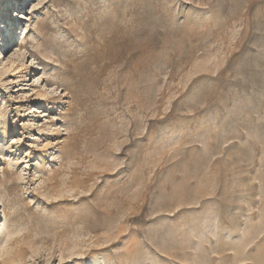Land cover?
<instances>
[{
	"label": "rangeland",
	"instance_id": "1",
	"mask_svg": "<svg viewBox=\"0 0 264 264\" xmlns=\"http://www.w3.org/2000/svg\"><path fill=\"white\" fill-rule=\"evenodd\" d=\"M10 260L264 264V0H0Z\"/></svg>",
	"mask_w": 264,
	"mask_h": 264
},
{
	"label": "bare ground",
	"instance_id": "2",
	"mask_svg": "<svg viewBox=\"0 0 264 264\" xmlns=\"http://www.w3.org/2000/svg\"><path fill=\"white\" fill-rule=\"evenodd\" d=\"M88 48V47H87ZM92 51V50H91ZM104 52V51H103ZM107 52V51H106ZM91 53V52H90ZM102 53V52H101ZM93 54V53H92ZM91 55V54H90ZM96 55V54H95ZM99 55V54H98ZM82 56V55H81ZM86 56V55H85ZM92 57V56H91ZM92 59V58H91ZM93 59H95L94 57H93ZM98 59V58H97ZM69 60V59H68ZM85 60V59H84ZM83 60V61H84ZM89 60V59H88ZM82 61V60H81ZM80 61V62H81ZM85 61H87V59L85 60ZM94 61V60H93ZM69 62V61H68ZM73 62V61H72ZM75 63V62H74ZM101 63V62H100ZM68 65L67 66H65V73L68 75V76H70L74 81H76V83L78 84V97H80V96H82L83 95V98L81 99V105H82V103L85 101V103H86V100H87V94H86V84H87V82H89V80H90V78H92L91 76H89V77H87V75H90L88 72H85V70L86 69H83V68H89L90 70H91V66H89V62H88V64H86V65H84L83 66V68H81V66H78V64L76 65V66H74V64H72V63H67ZM91 64V63H90ZM99 66H102V65H99ZM96 69V68H95ZM98 69V68H97ZM100 69V68H99ZM98 69V70H99ZM103 70V69H102ZM102 70H100V71H102ZM99 72V71H98ZM91 75H92V70H91ZM94 75V74H93ZM95 78V77H94ZM86 94V95H85ZM88 94H91V93H88ZM90 96V95H89ZM73 97V96H72ZM80 99V98H79ZM89 100V99H88ZM84 104V103H83ZM73 110V109H72ZM87 175V174H86ZM89 177V176H88ZM92 178V177H91ZM74 180V179H73ZM85 180H87L86 179V177H85ZM83 182V181H82ZM72 183V185H76V181H72L71 182ZM87 183H88V181H87ZM86 196V195H85ZM65 198V197H64ZM81 199V198H80ZM67 200V198L65 199V201ZM81 202V201H80ZM95 206V205H94ZM93 209V208H92ZM94 211H96V210H94ZM73 218V217H72ZM77 218V216L75 217V219ZM74 219V221H76ZM78 220V219H77ZM75 223V222H74ZM73 223V224H74ZM68 224V223H67ZM70 224H71V222H70ZM73 224H71V225H73ZM77 224V223H76ZM66 225V224H65ZM64 227H66V226H63V228ZM68 227V226H67ZM67 229L68 228H65V230H64V232H62V233H65L66 231H67ZM42 239V238H41ZM41 241V240H40ZM46 242H47V240H46ZM43 243H44V241H43ZM41 254V253H40ZM19 257H20V260H22L24 257H23V252L21 251V252H19ZM10 264H14L15 263V260H10V262H9Z\"/></svg>",
	"mask_w": 264,
	"mask_h": 264
}]
</instances>
